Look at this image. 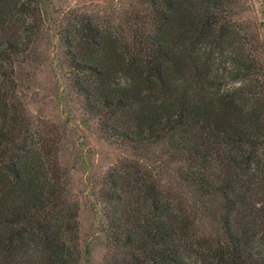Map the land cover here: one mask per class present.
<instances>
[{
	"label": "trees",
	"instance_id": "obj_1",
	"mask_svg": "<svg viewBox=\"0 0 264 264\" xmlns=\"http://www.w3.org/2000/svg\"><path fill=\"white\" fill-rule=\"evenodd\" d=\"M44 1L0 0V264L80 261L59 141L26 115L15 78ZM235 8L117 0L62 28L85 111L138 158L102 186L104 264H264V63Z\"/></svg>",
	"mask_w": 264,
	"mask_h": 264
},
{
	"label": "rangeland",
	"instance_id": "obj_2",
	"mask_svg": "<svg viewBox=\"0 0 264 264\" xmlns=\"http://www.w3.org/2000/svg\"><path fill=\"white\" fill-rule=\"evenodd\" d=\"M116 2L45 0L37 40L15 66L18 97L26 115L54 131L59 141L58 161L67 174L71 200L78 205L79 264H104L109 246L102 186L113 167L138 158L129 147L106 140L97 118L85 111L71 84L60 35L73 15H108ZM235 13L264 63V0H236ZM152 151L161 154L158 149Z\"/></svg>",
	"mask_w": 264,
	"mask_h": 264
}]
</instances>
